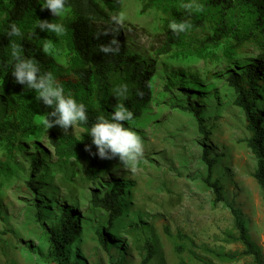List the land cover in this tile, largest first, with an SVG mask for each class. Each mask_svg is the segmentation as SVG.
Here are the masks:
<instances>
[{"label": "rangeland", "instance_id": "374dc122", "mask_svg": "<svg viewBox=\"0 0 264 264\" xmlns=\"http://www.w3.org/2000/svg\"><path fill=\"white\" fill-rule=\"evenodd\" d=\"M143 5L141 0H122L120 10L129 52L154 71L153 101L130 127L143 140V159L135 170L121 163L89 182L83 163L60 160L50 148L49 137L63 131L59 127L47 129L40 122L31 139L0 145V165L9 170L0 172V264H45L47 232L64 213L82 228L80 239L67 251L78 264H141L148 239L156 248L150 264H255L243 255L244 246L232 240L238 232L230 207L241 215L264 261V194L253 178L257 161L247 147L245 114L227 86L230 75L246 73L257 51L250 46L234 60L217 62L158 57L155 52L167 32L158 11L143 12ZM56 18L63 23L67 17ZM67 54L64 49L46 55L65 67ZM256 91V112L264 116V73ZM188 105L203 109L208 138L199 133L192 115L178 110ZM67 133L81 137L83 131L76 125ZM204 148L218 158L213 178L221 182L226 202L217 206L203 182ZM118 189L124 193V216L107 232L108 255L96 235L106 228L108 213L93 208L90 200L93 191L102 197ZM166 227L172 235L181 231L193 238L195 255L178 253L180 243L166 234ZM206 249L236 258H219Z\"/></svg>", "mask_w": 264, "mask_h": 264}, {"label": "trees", "instance_id": "16d2710c", "mask_svg": "<svg viewBox=\"0 0 264 264\" xmlns=\"http://www.w3.org/2000/svg\"><path fill=\"white\" fill-rule=\"evenodd\" d=\"M141 1L144 4L143 12L150 9L158 11L162 16V29L167 32L165 41L155 52L158 57L166 56L174 60L195 57L217 62L221 58L234 60L250 46L257 51L256 60L247 67L246 73L230 75L227 86L236 95L235 105L245 114V128L249 134L247 147L257 161L253 178L264 194V116L256 112V88L264 73V0H195V3L203 5L200 12L181 7L182 4L193 3V0ZM44 4L45 0H0V145L31 139L39 131L40 122L53 110L36 99L34 90L15 81L12 74L15 61L11 57L10 43L16 42L22 45L24 57L38 61L41 73L52 72L65 94L72 95L77 102L86 106L88 121L77 124L83 131L82 136L75 137L61 131L49 137V146L58 159L83 163L85 179L94 182L100 175L119 166L121 161L119 157L101 159L96 155L97 148L89 135L92 124L100 116L111 119L118 104H124L134 114L132 121L122 122L126 127L130 128L138 122L153 101L154 71L140 55L129 52L122 26L117 33L102 34L115 27L111 17L120 12L122 0H66L64 14L67 18L63 23L47 8H43ZM39 20L63 24L66 33L56 36L42 31L36 28ZM173 21L187 22L191 29L174 35L169 27ZM12 23L20 28L22 37L8 36ZM33 32L35 35H32ZM113 38L119 42V52H101L100 46L109 44ZM46 40L53 42V50L58 55L64 49L68 51L65 67L44 54L42 47ZM123 85H127V91L119 95L117 89ZM178 110L192 115L197 120L199 133L205 138L209 137L201 107L188 105ZM86 146L91 147V152L85 150ZM202 160L207 166L203 182L214 194V205L225 203L223 186L213 178L218 158L212 157L210 148H204ZM35 165L39 167L38 162ZM0 172L9 173V170L1 164ZM28 186L33 187L31 182ZM123 198L124 193L120 189L107 192L102 197L98 191H93L91 196L90 205L108 213L106 228L96 232L99 245L108 255H111V245L107 232L112 231L124 216ZM230 209L238 232L232 240L244 246V256L252 257L255 264H264L260 252L248 236L241 215L232 207ZM165 232L180 243L176 246L178 253L188 251L195 255L193 249H197V245L193 238L181 231L172 235L168 227ZM47 234L48 252L43 257L45 264H78L67 255L68 249L82 234V228L74 216L64 213ZM185 245L191 248L186 249ZM144 248L146 256L141 264H150L155 256V245L148 239ZM205 251L219 258H236L235 254Z\"/></svg>", "mask_w": 264, "mask_h": 264}, {"label": "clouds", "instance_id": "9594fccd", "mask_svg": "<svg viewBox=\"0 0 264 264\" xmlns=\"http://www.w3.org/2000/svg\"><path fill=\"white\" fill-rule=\"evenodd\" d=\"M42 7L47 8L54 16L59 17L66 11V0H45V4ZM181 7L189 11L193 9L198 12L203 11V5L195 3V0H193V3L182 4ZM124 21L125 16L123 12L113 15L111 17V23L115 27H110L102 34L110 35L117 33ZM169 27L174 35L186 33L191 29V25L187 22L177 23L173 21L169 24ZM36 28L54 33L56 36H62L66 33V28L63 24L49 22L47 20H39ZM10 29L8 36H23L17 24L12 23ZM32 35H35V32ZM53 47V42L46 40L42 50L45 54H48L53 50ZM10 48L11 57L15 61L12 72L15 81L34 90L36 99L42 101L45 106L53 109L42 120L45 128L50 129L54 126H59L63 129L64 133H67L69 128L88 121L86 106L83 103L77 102L72 95H66L63 86L57 81L52 72L41 73L38 61L22 55V45L11 42ZM100 51L105 54L118 53V40L113 38L109 44L101 45ZM126 91L127 85L120 86L117 89L119 95H124ZM133 118V112L125 107L124 104L115 106L111 119L103 116L97 117L89 133L92 138V144L97 148L96 155L101 159L119 157L124 167L135 170L144 156L143 140L137 132L122 123L132 121ZM85 150L91 152V147L86 146Z\"/></svg>", "mask_w": 264, "mask_h": 264}]
</instances>
